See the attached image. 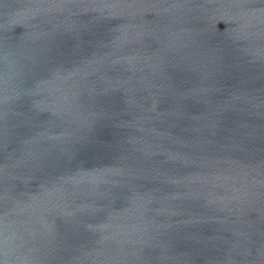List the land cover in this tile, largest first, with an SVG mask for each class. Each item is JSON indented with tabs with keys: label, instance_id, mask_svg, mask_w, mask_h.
I'll list each match as a JSON object with an SVG mask.
<instances>
[{
	"label": "water",
	"instance_id": "1",
	"mask_svg": "<svg viewBox=\"0 0 264 264\" xmlns=\"http://www.w3.org/2000/svg\"><path fill=\"white\" fill-rule=\"evenodd\" d=\"M0 264H264V0H0Z\"/></svg>",
	"mask_w": 264,
	"mask_h": 264
}]
</instances>
